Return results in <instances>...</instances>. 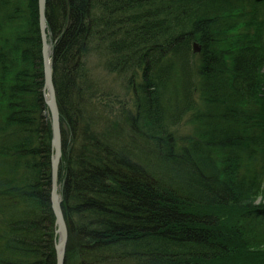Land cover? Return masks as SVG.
Masks as SVG:
<instances>
[{
	"label": "trees",
	"instance_id": "trees-1",
	"mask_svg": "<svg viewBox=\"0 0 264 264\" xmlns=\"http://www.w3.org/2000/svg\"><path fill=\"white\" fill-rule=\"evenodd\" d=\"M44 15L64 264H264V0H45ZM48 111L38 0H0V264L56 263Z\"/></svg>",
	"mask_w": 264,
	"mask_h": 264
},
{
	"label": "water",
	"instance_id": "water-1",
	"mask_svg": "<svg viewBox=\"0 0 264 264\" xmlns=\"http://www.w3.org/2000/svg\"><path fill=\"white\" fill-rule=\"evenodd\" d=\"M39 6V21H40V34L42 42V58H43V71H44V89L46 90L48 105L51 118H52V139L51 145L53 154L51 156V202L52 209L55 215V223L57 225L56 233L58 234V242L55 244L56 251V264H64L65 248L67 241V225L63 215L59 199L57 200V178L58 169L61 159V130H60V117L59 110L56 103L55 88L52 79V69L49 62L50 47L46 39V20L44 15L45 0H38ZM194 50L199 51L200 47L194 43Z\"/></svg>",
	"mask_w": 264,
	"mask_h": 264
},
{
	"label": "rangeland",
	"instance_id": "rangeland-1",
	"mask_svg": "<svg viewBox=\"0 0 264 264\" xmlns=\"http://www.w3.org/2000/svg\"><path fill=\"white\" fill-rule=\"evenodd\" d=\"M48 37H49V35H47V30H46V39H47V42H48L49 47H50V56H51V43H50V41H48ZM193 49H194V44H193ZM193 51H195V50H193ZM195 52H199V51H195ZM49 59H50L49 62H50V65H51V57H49ZM103 60H104L103 55H101V56H98V55L91 56V58L89 59L88 65L89 66L92 65L91 67H93V65L96 64V66H94L96 68V70H97L96 75L99 76V78L102 80L104 88H107V89L113 91V90H115L116 88H118L120 86L119 85V81H120L121 75L119 73V70H111V69L106 68L104 66V64H103ZM51 69H52V67H51ZM45 94H47V92L44 89V98H45V101H46L48 99V96L46 97ZM55 97H56V93H55ZM46 105H47V103H46ZM189 117H190L189 115L185 116L184 119L181 121L180 126H179V133H180V135H183L184 137L185 136H190V137L194 138V136H197V134L195 135L193 133L194 131L192 129V126L189 124V122H187V119ZM46 118H47V121L49 122L50 130H51V134H52V118H51L50 111H48V115L46 114ZM60 130H61V126H60ZM213 153L215 154V151H213ZM217 153L219 154V159H220L221 154L218 151H217ZM247 158H248L247 155H243L241 157V162L243 161L242 163H246ZM227 161L228 160H227V156H226V158H224V157H223V159L221 158L219 163L222 164V162H223L225 165H227L226 164ZM60 186L61 185L59 183V175H58V178H57V190H59ZM261 186H262V188H264L263 182L261 183ZM259 198H260V196H259Z\"/></svg>",
	"mask_w": 264,
	"mask_h": 264
},
{
	"label": "bare ground",
	"instance_id": "bare-ground-1",
	"mask_svg": "<svg viewBox=\"0 0 264 264\" xmlns=\"http://www.w3.org/2000/svg\"><path fill=\"white\" fill-rule=\"evenodd\" d=\"M59 199V201H60V205H61V199H60V194H59V192H58V190H57V200ZM52 203V202H51ZM55 225H56V223H55ZM67 225V224H66ZM56 229H57V225L55 226V234H56V242H58V234L56 233ZM67 235H68V233H67ZM56 242H55V244H56ZM56 254V253H55ZM55 259H56V256H55ZM56 264V263H55Z\"/></svg>",
	"mask_w": 264,
	"mask_h": 264
}]
</instances>
